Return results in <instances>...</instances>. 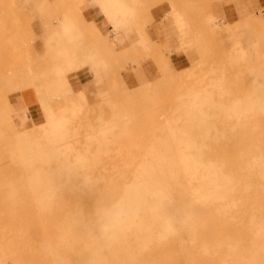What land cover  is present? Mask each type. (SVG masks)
I'll return each instance as SVG.
<instances>
[{"label": "rangeland", "instance_id": "rangeland-1", "mask_svg": "<svg viewBox=\"0 0 264 264\" xmlns=\"http://www.w3.org/2000/svg\"><path fill=\"white\" fill-rule=\"evenodd\" d=\"M209 3L210 0H205L200 11L196 10L197 2L185 0L182 3L189 10L188 19L184 15L187 27L191 28L194 23V27L198 26L194 30L200 32L189 35L191 44L199 47L198 68L175 72L167 55L151 44L146 35L142 37V49L132 55L129 47L123 45L128 39L123 36V41L119 42V46L123 45L119 50V72L109 71L108 89L101 98L94 89L73 94L67 84V93L65 91L60 100L62 105L57 107L65 112L67 120L65 132L61 131L68 142L66 153L59 155L57 161H39L34 163L33 170L22 172L11 160L14 138L3 101L9 102L13 90L28 89L21 86L27 80L24 70L29 65L36 69L38 84L52 80L44 72L55 64L50 44L57 36L54 33L57 28L51 30L50 38H40L43 53L34 61L29 60L31 64L27 61L24 65L26 51L16 53L10 41L16 34H24L22 25L27 17L31 21L30 14L35 12L37 3L35 0H0V116H5V122L0 120V264H85L87 247L91 241L102 239L105 233L96 229V225L104 218L113 219L119 214L117 208L126 191L139 175L146 174L142 168L155 157L152 153L155 143L165 139L168 130L164 127L169 126L170 131L188 127L186 95L192 93H200L199 111L211 120V124L198 125L212 129L211 139H196L198 145H203L201 150L180 144L173 149L180 158L179 171L175 183L162 190L165 200L171 204L180 202L183 206H171L179 214L168 220L170 231L165 236L151 238L143 248L131 250L125 260L122 258L113 264H264V116L259 115L256 106L251 120L234 129L238 120L234 116L225 120L220 112L222 102L227 105V98L216 93L214 99L212 95L213 106L205 104L202 91L212 82V65L217 68L226 48L220 40L215 41L211 27L216 19L210 13ZM121 4L129 9L123 22L135 23V3L121 0ZM191 7H194L193 13ZM201 15L202 28L198 25ZM258 16L264 17L261 10ZM67 20L73 21L71 15L58 26ZM245 37L254 44L252 65L256 67L252 72L258 80L253 83L257 90L264 85V29L248 32ZM136 59L140 64L153 61L159 75L131 88L121 74L130 71L137 64ZM76 60L73 57V61ZM78 62L80 65L82 60L75 63ZM111 68L109 61L107 68L100 70ZM239 68L245 69V64ZM220 73L226 75L233 88L245 86L247 77L237 70L225 67ZM34 92L36 101L40 100V92ZM68 99L76 102L71 109ZM53 103L49 101L48 108H41L42 115L37 113L22 138L47 144V137L55 131L43 125L51 112L57 110L52 108ZM63 163L71 169L63 173L60 182L69 186L58 189L48 206H39L35 193H18L7 201L10 186L18 183L21 175L26 178L32 174L50 175ZM205 191L206 198H190L191 194ZM152 201V197L146 196L140 208ZM137 214L143 215L141 211ZM119 217L123 218V214ZM75 232L78 234L74 235ZM72 238L78 241L63 242ZM134 241L135 235L127 233V245L134 246Z\"/></svg>", "mask_w": 264, "mask_h": 264}, {"label": "crops", "instance_id": "crops-1", "mask_svg": "<svg viewBox=\"0 0 264 264\" xmlns=\"http://www.w3.org/2000/svg\"><path fill=\"white\" fill-rule=\"evenodd\" d=\"M72 1L35 0L37 5L33 10L35 12L30 14L31 21H28L27 17L25 24L22 25L24 34L13 36L10 45L13 51L18 54H24L26 51L23 64L37 58L38 54H42L44 50L40 38L45 34L47 36L52 29L57 28L63 19L72 15L71 18L76 20L78 26L71 20L65 21L62 26L63 32L60 28L57 31V35L64 37L54 36L50 44L51 49L59 51L66 48L72 52V57L84 61H89L92 55L96 54L100 59L110 61L112 65L111 69L99 71L96 69L94 73L89 71L88 67L68 73L66 81L73 94L80 91L88 93L94 89L99 93L98 98H101L108 89L106 77L109 71L114 70V74H116V70H118L119 50L123 48V45H126L132 51V55H135L142 49V37L145 35L151 44L159 47L167 55L168 63L175 72L184 73L192 67H199L200 60L197 55L199 47H194L191 44L189 35L200 32L194 30L195 27H198H194V23L191 28L187 27L189 10L182 4L185 0H132L136 6L135 23L120 21L119 4L121 0H81L78 12L75 14H72L70 10ZM204 1L188 0V2L198 3L197 11L203 10ZM193 8L190 9L192 13ZM209 10L216 19L215 24L211 27L215 41L220 40L226 47L217 68L215 69L212 65L211 81L216 87L213 89L214 93L212 92L213 99L214 95L218 93L219 97L228 99L226 104L229 107L238 101L233 112L235 120H238L235 123L237 126L234 129H236L251 120L252 99L261 100L257 107H259V115L264 116V95L256 90V85H253L258 82L252 72L253 67H256L252 65L254 44L248 37H245L248 32L264 29V17L258 16L259 10L264 16V0H210ZM191 18L193 17L191 16ZM198 25L203 27V15L199 16ZM139 30H141L140 39ZM77 31L82 35L77 37ZM119 35L128 38L120 46ZM27 45L30 47L26 48ZM243 64H245V69L239 68ZM225 67L228 70L235 69L247 77L245 86L239 89L233 88L226 79V75L220 73V69ZM217 69L218 74L216 73ZM158 75L159 72L153 61L149 60L140 64L137 60V64L133 65L130 71L122 72L121 77L131 88H136L141 82L151 81ZM220 85L222 87H219ZM225 92H227L226 97L224 96ZM36 98L34 90L27 89L21 92V96L19 93L11 94L9 102L16 110H25L26 113L31 110L33 115L30 116V119L34 122L37 113L41 115L43 113L35 103ZM67 103L71 109L76 102L73 99H68ZM223 105H225L224 102L221 106L223 107Z\"/></svg>", "mask_w": 264, "mask_h": 264}, {"label": "bare ground", "instance_id": "bare-ground-1", "mask_svg": "<svg viewBox=\"0 0 264 264\" xmlns=\"http://www.w3.org/2000/svg\"><path fill=\"white\" fill-rule=\"evenodd\" d=\"M79 4L78 0H73L71 2L70 10L72 14L78 12ZM10 7L12 8V6ZM119 11L120 21L123 22V18L126 16L129 9L126 10V8L120 3ZM73 21L76 26H78L76 20ZM63 24L59 25L57 29L54 30L56 35L58 29H62ZM79 33L80 32L77 31V37L79 36ZM45 35L44 38H50V33L47 36ZM57 36L58 38L64 37L62 35ZM123 39V36L119 35V42H122ZM64 40L66 39L64 38ZM106 43H108V41H106ZM108 46L111 47V45ZM50 55L51 58H54L55 64L52 69L44 73L50 75V77L47 75L48 79L50 78L52 80L38 84L35 77L37 76L36 69L34 71V69L31 68L33 65H29L24 70L27 80L25 84L21 86H24L23 89L26 87L28 89L36 90V92H40V100L35 102L40 108H48L49 101H53L52 108L56 107L57 109L56 111L54 110L51 112V114L45 119L43 125V127L53 128L55 131L47 137L48 142L45 146L40 145V143H37L36 141L30 142L25 138H22L26 136L25 130L30 128V115L32 114V111L29 110L27 111L28 113H26L25 110H16L11 106L10 102L3 101L5 106L4 112L10 117V130L14 138L12 143L14 148L11 151V160L12 163L22 172L33 170L34 163L39 161H57L59 155L62 156V154H65L67 151L68 142L61 132L66 129L67 126L65 127V124L67 120L65 118V112L60 111L61 109L58 110L57 108L62 105L60 100L64 94L67 93V81L64 77H66L68 73L76 72L84 67H88L89 71L94 73L96 69L99 71L101 68H107L109 65L108 60H104L103 58L100 59L96 54L92 55L89 61L82 60V63L79 65L80 62H78V64L75 63L77 60L73 61L72 52L66 48L59 51H51ZM31 63L32 62L29 64ZM33 64H35V62ZM215 83L217 84V82ZM214 87L215 86L211 82L209 86L202 91L204 93L203 96L206 98L205 104L211 107L214 102L212 99L214 93L213 89L216 88ZM219 87L222 86L220 85ZM257 91L264 95V85L259 86ZM14 93H19L21 96V91L13 90L12 94ZM199 97L200 93L186 95L189 108L186 112L185 122L188 124V127L181 129L175 128L172 131H170L169 126L164 127V129L168 130V133L163 141L155 143V149L152 151V153L155 154V157L152 159L151 164L142 168V171H145L146 174H141L137 177L136 182L126 191L125 198L117 208L119 214H123V218H120L119 214H115L113 219L104 218L101 223L96 225V229L100 228L104 230L105 233L102 239L93 242L91 241L90 245L87 247L88 261L85 264H113L118 260H122V258L125 260L131 250H139L143 248L151 238L159 239L170 231L168 220L172 217H177L179 214L175 208L173 209L171 206H183L180 202L171 204V202L165 200L162 190L164 187L171 186L175 183L177 177L176 172L179 171L177 161H179L180 158L174 154L173 149L177 144H180L188 149L199 151L203 145H198L196 139H211L212 127L198 125L211 124V120L204 118L199 111L201 105L198 101ZM260 103L261 100L252 99V109L260 105ZM237 105L238 101H235L230 107L228 105L221 106L220 112L224 114L223 118H225V120L233 119V112ZM77 112L78 111L73 114H76ZM4 119V115L0 116L1 121L5 122ZM189 159L188 163L190 164ZM255 161L258 163L257 160ZM262 165V177L264 178V163ZM70 169L71 168L68 167L66 163H63L56 169L52 170V174L50 175L46 173H40L37 175L32 174L29 178L21 175L20 181L10 186L7 201H11L14 195L18 193H35L38 195V205L48 206L50 200L55 196L58 189L63 186H69L68 183L62 184L60 181L64 176L63 173L68 172ZM206 192L207 191L203 193L196 192L195 194H191L190 198L196 199L200 196L206 198ZM146 196L152 197L153 201L144 205L146 206L145 208H140L144 204L142 202L145 200ZM124 207H126V210L123 209ZM132 207H134V209ZM170 210L172 211L170 212ZM139 211L143 213L142 217L138 216L137 213ZM107 231L109 233H107ZM127 233L135 235L134 246L127 245ZM77 234L78 232L74 233V235ZM77 241V238H72L71 240H64L63 242H72L74 244ZM57 259L58 263H60L59 257Z\"/></svg>", "mask_w": 264, "mask_h": 264}]
</instances>
